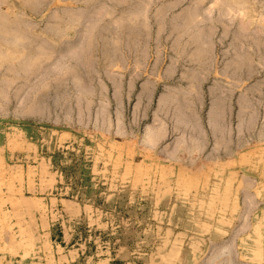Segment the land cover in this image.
Returning a JSON list of instances; mask_svg holds the SVG:
<instances>
[{"label": "rangeland", "instance_id": "rangeland-1", "mask_svg": "<svg viewBox=\"0 0 264 264\" xmlns=\"http://www.w3.org/2000/svg\"><path fill=\"white\" fill-rule=\"evenodd\" d=\"M0 264H264V0H0Z\"/></svg>", "mask_w": 264, "mask_h": 264}]
</instances>
